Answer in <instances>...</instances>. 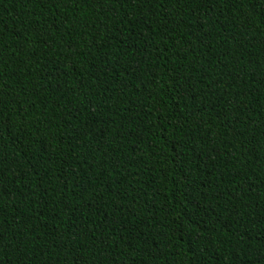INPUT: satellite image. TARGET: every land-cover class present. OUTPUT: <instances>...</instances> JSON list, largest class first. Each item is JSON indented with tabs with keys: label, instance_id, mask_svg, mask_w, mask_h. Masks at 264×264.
Instances as JSON below:
<instances>
[{
	"label": "trees",
	"instance_id": "obj_1",
	"mask_svg": "<svg viewBox=\"0 0 264 264\" xmlns=\"http://www.w3.org/2000/svg\"><path fill=\"white\" fill-rule=\"evenodd\" d=\"M0 264H264V0H0Z\"/></svg>",
	"mask_w": 264,
	"mask_h": 264
}]
</instances>
